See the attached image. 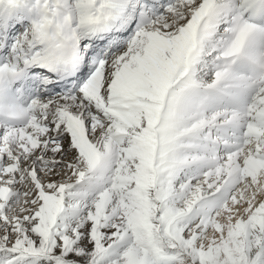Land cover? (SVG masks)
Instances as JSON below:
<instances>
[{"label":"snow or ice","instance_id":"snow-or-ice-1","mask_svg":"<svg viewBox=\"0 0 264 264\" xmlns=\"http://www.w3.org/2000/svg\"><path fill=\"white\" fill-rule=\"evenodd\" d=\"M0 264H264V0H0Z\"/></svg>","mask_w":264,"mask_h":264}]
</instances>
